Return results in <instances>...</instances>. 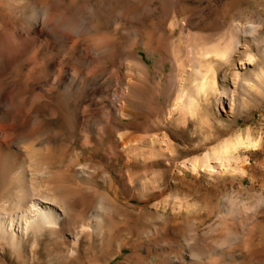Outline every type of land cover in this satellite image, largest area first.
<instances>
[{"label": "rangeland", "instance_id": "374dc122", "mask_svg": "<svg viewBox=\"0 0 264 264\" xmlns=\"http://www.w3.org/2000/svg\"><path fill=\"white\" fill-rule=\"evenodd\" d=\"M10 28L37 36L0 86L54 114L36 144L81 192L37 248L0 240V264H264V0H0ZM3 149L7 195L22 155Z\"/></svg>", "mask_w": 264, "mask_h": 264}, {"label": "bare ground", "instance_id": "6f19581e", "mask_svg": "<svg viewBox=\"0 0 264 264\" xmlns=\"http://www.w3.org/2000/svg\"><path fill=\"white\" fill-rule=\"evenodd\" d=\"M32 19L33 23L44 25H48L52 21L57 22L49 11L44 10L36 12ZM71 19L69 31H74L78 29V24L73 18ZM62 21H65L63 26L65 31L68 29V22L66 19ZM32 32L25 30L21 34L14 28H10V30L5 29L1 33L0 56L3 58L4 64H13L15 61L22 60V56L25 55L26 49L30 45L29 42L37 36L36 31ZM56 35L57 38L64 40L63 35L59 33ZM29 38L30 41H28ZM5 86H0V171L6 173L9 166L13 164L9 163L5 157L3 149L5 146H14L20 149L22 159H20L19 166L11 170V184L4 187V191L8 194L0 195V240L8 242L12 248H17L23 244L22 241L26 238L32 240L33 248H37L41 237L47 231H56V227L62 226L64 219L70 214L67 206L80 194L81 190L71 183L69 171L58 167L61 163L60 154L59 156L53 154L47 148V150H43L36 144L39 131L36 133L35 129L52 122L54 114L47 113L44 117H40L37 110L25 107V100L15 97V95H8L4 89ZM114 100L116 101V98ZM114 100L110 101L111 106L116 104ZM36 101H33V104ZM14 103H17L16 106ZM108 113H106L107 117L112 115L111 112ZM19 125H23V128L25 126L24 130L27 129V126L30 129L22 130L23 132L17 135L14 130ZM131 141L132 135L129 134L124 139V144L128 145V142ZM101 209L103 207L100 205L92 213V218L86 220H81L79 213L75 214L74 220H80L75 222L77 223L75 228L78 230L74 234L73 242L76 246L80 243L83 234H91L93 229H101L100 221L106 214ZM73 252L72 254H75L78 251L73 249Z\"/></svg>", "mask_w": 264, "mask_h": 264}, {"label": "snow or ice", "instance_id": "6c2138e0", "mask_svg": "<svg viewBox=\"0 0 264 264\" xmlns=\"http://www.w3.org/2000/svg\"><path fill=\"white\" fill-rule=\"evenodd\" d=\"M256 146H258V145H253V147H256Z\"/></svg>", "mask_w": 264, "mask_h": 264}]
</instances>
